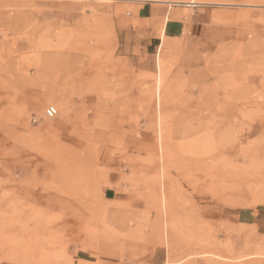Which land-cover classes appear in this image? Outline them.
Listing matches in <instances>:
<instances>
[{
    "label": "rangeland",
    "instance_id": "rangeland-1",
    "mask_svg": "<svg viewBox=\"0 0 264 264\" xmlns=\"http://www.w3.org/2000/svg\"><path fill=\"white\" fill-rule=\"evenodd\" d=\"M190 1L0 0V264H264V0Z\"/></svg>",
    "mask_w": 264,
    "mask_h": 264
},
{
    "label": "crops",
    "instance_id": "crops-1",
    "mask_svg": "<svg viewBox=\"0 0 264 264\" xmlns=\"http://www.w3.org/2000/svg\"><path fill=\"white\" fill-rule=\"evenodd\" d=\"M166 12L169 13L168 11ZM164 13L165 11H163V14ZM167 19L168 17H166V20ZM184 23V21L178 22V20H172L169 18L165 24V34L167 33V35L169 34L173 37L180 36L181 34H183L185 28L187 27V25H185ZM203 25H206V23L204 22V20L199 19L198 21L194 22V24L191 26V30L196 31L198 29H201ZM158 65L160 66V58H158ZM158 90H161L160 87L158 88Z\"/></svg>",
    "mask_w": 264,
    "mask_h": 264
},
{
    "label": "built area",
    "instance_id": "built-area-1",
    "mask_svg": "<svg viewBox=\"0 0 264 264\" xmlns=\"http://www.w3.org/2000/svg\"><path fill=\"white\" fill-rule=\"evenodd\" d=\"M45 113L47 117H50V118L55 117L58 114V108L55 105H49L46 108Z\"/></svg>",
    "mask_w": 264,
    "mask_h": 264
},
{
    "label": "bare ground",
    "instance_id": "bare-ground-1",
    "mask_svg": "<svg viewBox=\"0 0 264 264\" xmlns=\"http://www.w3.org/2000/svg\"><path fill=\"white\" fill-rule=\"evenodd\" d=\"M170 2H173V1H170ZM174 2H175V1H174ZM178 2H180V1H178ZM168 3H169V2H168ZM176 3H177V1H176ZM190 3H196V2H195V0H193V1H190ZM190 3H189V4H190ZM169 4H170V3H169ZM170 5H171V4H170ZM158 97L160 98V93H159Z\"/></svg>",
    "mask_w": 264,
    "mask_h": 264
}]
</instances>
